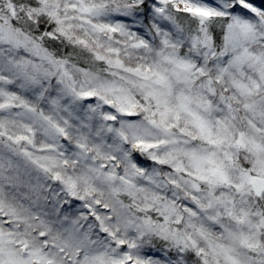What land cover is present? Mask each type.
I'll use <instances>...</instances> for the list:
<instances>
[{
    "label": "snow or ice",
    "instance_id": "obj_1",
    "mask_svg": "<svg viewBox=\"0 0 264 264\" xmlns=\"http://www.w3.org/2000/svg\"><path fill=\"white\" fill-rule=\"evenodd\" d=\"M0 264H264V0H0Z\"/></svg>",
    "mask_w": 264,
    "mask_h": 264
},
{
    "label": "rangeland",
    "instance_id": "obj_2",
    "mask_svg": "<svg viewBox=\"0 0 264 264\" xmlns=\"http://www.w3.org/2000/svg\"><path fill=\"white\" fill-rule=\"evenodd\" d=\"M141 159V161L143 162V158H140Z\"/></svg>",
    "mask_w": 264,
    "mask_h": 264
}]
</instances>
